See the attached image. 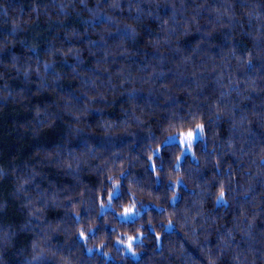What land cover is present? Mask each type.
<instances>
[{"label": "trees", "instance_id": "16d2710c", "mask_svg": "<svg viewBox=\"0 0 264 264\" xmlns=\"http://www.w3.org/2000/svg\"><path fill=\"white\" fill-rule=\"evenodd\" d=\"M51 3L52 0H0V43L5 45L0 53V73H4L0 87L7 86L23 95L16 102L9 97L0 104V166L9 173L0 181V204L6 205L0 212V228H11L17 233L6 253L8 264H18L23 258L18 249L30 250L33 242H42L46 237L54 255L40 264H240V253H248L246 231L264 242V24L255 20L249 23L245 16L248 0H186L187 12L177 13L176 23L171 19L172 5L161 4L155 9L160 19L143 20L134 44L117 29L101 40L97 33L106 21L85 24L89 19L86 12L81 16L71 12L58 16L49 8ZM256 3L264 4V0ZM196 8L200 14L193 21ZM225 9L235 14L231 25L227 17L217 19V13ZM123 19L131 22L127 13ZM178 24L183 27L178 28ZM14 28L18 30L14 32ZM168 28L179 33L171 37V47L178 52L168 45L153 44L168 38ZM185 28L190 29L187 34ZM73 29L87 31L89 36L70 37ZM91 42L100 48L107 44L114 51L123 45L135 53V63L120 55L108 56L106 60L102 52L93 55L95 48ZM71 49L80 50L82 64L69 54ZM11 54L18 56L21 64L27 61L33 67L37 61L54 60L56 70L64 76L60 87L41 92L34 75L30 82H25L23 76L11 70ZM159 57L167 58L158 69L164 78L155 82L173 89L183 107L181 116L187 117L189 93H194L201 113L198 125L204 128L203 138L193 144V153L185 154L178 166L176 161L183 146L179 142H158L159 125L169 124L164 121L168 112L157 104H152L156 111L146 117L144 129H133L135 136L119 130L116 136L103 135V129L98 127L101 119L114 120L118 125L127 119L121 111L129 107L126 94L117 96L112 89L106 90L111 94L107 102L96 104L86 116L78 120L76 116L62 114L38 136L34 134L37 107L54 105L58 97L64 96L77 107L86 103L80 91L81 81L67 65L77 68L85 77L107 80L115 79L128 65L133 73H150ZM73 93L81 98L76 99ZM140 95L149 94L144 90ZM136 103L143 106L145 101ZM96 108L102 113L94 114ZM78 125L84 129L83 137H94L89 141L93 150L106 152L96 146L115 141L117 147L113 151L122 154L114 157L116 165L123 163L125 157L136 164L130 165L125 175L142 181L140 187L153 197L136 205L135 208H142L137 217H119V205L127 204L131 195L127 181L122 177L121 188L110 192L111 181L102 173L91 171L99 160L82 166L79 180L58 167L57 152H61V159H68L61 144L74 147L77 154L85 151L82 146L75 147L83 138L72 131ZM149 127L155 139L148 136ZM188 130L193 129L175 127L171 134ZM152 145L158 151L154 152ZM45 153L51 154V160L45 159ZM33 172L38 174L35 179ZM178 174L183 175L181 183L169 179V175ZM18 183L23 184L20 193L16 192ZM222 184L225 200L219 201L215 197ZM37 188L44 191V199L48 200L59 192L62 206L55 207L51 202L45 206ZM172 191L177 193L175 202L169 199ZM155 197H160L158 203ZM82 199L87 203L82 204ZM109 199L111 203H107ZM102 204L108 207L103 210ZM74 207L78 214L72 211ZM170 213L176 219L167 228L162 220ZM88 227L91 231H87ZM137 230L143 235L142 240L134 243V256L119 242L134 236Z\"/></svg>", "mask_w": 264, "mask_h": 264}, {"label": "clouds", "instance_id": "9594fccd", "mask_svg": "<svg viewBox=\"0 0 264 264\" xmlns=\"http://www.w3.org/2000/svg\"><path fill=\"white\" fill-rule=\"evenodd\" d=\"M92 3H94V7L90 6ZM124 4L127 5L126 8L123 7ZM161 4L172 5L173 15L171 19L173 23H176L177 13L187 12V8L185 7L186 0H52L49 8L55 10L58 16H67L70 12L75 13L77 16H81L83 12H86L89 14V19L84 21L85 24L91 26L93 25L94 21L107 22L103 30L97 33L101 40L105 39L106 33L113 29H117L119 30L121 36L127 37L129 41L133 42L134 44L137 37L140 35L138 25L141 24L143 20L148 18H153L156 20L160 19L159 13L156 12L155 9L159 8ZM177 4L179 7H177ZM145 6H147V10ZM193 12L194 15L192 16V20L195 21L196 17L200 14V9L196 8L193 10ZM124 13H127L128 17L131 18V22H126L123 19ZM47 14L48 13L46 12L45 15ZM245 16L247 17L249 23H252V21L255 20L260 24H264V4L258 5L256 0H248V8L245 11ZM222 17H227L230 25L231 22L235 20V14L229 12L227 9L217 13L218 20ZM49 19H51V16H49ZM185 23L187 24V17L185 18ZM107 25H111L112 27L109 28ZM177 27L179 28L183 26L178 24ZM17 30V28L13 29L14 32ZM188 31H190V29L185 28L184 34H187ZM93 32H96L94 27ZM173 35L179 36V33L174 29L168 28V38H166L164 41H154V46H160L161 44H164L171 47L174 44V41L171 39ZM69 36L79 39L81 36H89V33L87 31L80 33L78 30L73 29ZM91 43L92 47L95 48V51L91 52L93 55H95L96 52H102L105 60L108 56L120 55L128 60H131L132 63H135V61L132 60V58L135 56V53L129 52V50L126 47H123V45L114 51L107 44L103 48H100L96 46L94 42ZM4 48L5 45L0 43V53L4 51ZM171 50L173 52H178V49L175 47H171ZM69 54L74 56L78 63H83V61L80 59L79 49H71L69 50ZM166 59V57H159L156 67L152 68V71L145 75L133 73L130 70L131 65H128L116 75L115 79L109 77L107 80H104L98 76L85 77V75L81 74L77 68L67 65L68 67H72L74 75L80 79L82 85L80 91L82 93V98L86 101V103H84L83 107H77L72 103L71 100H69L67 96H64L58 97V100L54 105H48L44 108L37 107L35 109L36 115L34 134L38 136L40 131H42L46 126H51L56 119L61 118L62 114L76 116L78 120L79 118L86 116L93 110L94 107H96V104L107 102V99L111 94H109L106 90L112 89V92L117 96L126 94V100L129 107L121 109L124 116L127 117V119H125L122 124L118 125L114 120L107 119H101L99 121L98 127L103 129V135L105 137L116 136L118 134V130L127 133L129 136H135L136 132L133 131V129H144L146 117L154 114L156 111V109L151 107L152 104H157L158 108L168 112V115L164 116V121L168 122L169 124L168 127H164L163 124L159 125L161 129V135L158 142L160 144L167 142L172 128L181 126L192 127L193 131L197 133L196 139H202L204 128L197 130L198 122L201 120V113L199 111L198 102L193 98L194 93H189L190 103L187 109V117L181 116L180 113L183 111V107L181 106L180 101L176 99L173 89H171L168 85H158L155 82L158 79L164 78V73L162 71H158V69L166 61ZM11 60V70H14L17 76H23L25 82H30L33 75L37 77L41 92L60 87L59 81L64 79L63 74L58 72L55 68L56 62L51 58L44 61L43 63L37 61L35 67H33L32 64L27 61L21 64L20 58L15 54H11ZM142 63L147 64L148 61H142ZM2 64L3 61L0 59V65ZM149 67H151V65H149ZM104 71H107V69H104ZM146 71L147 70L145 69H141V72ZM3 79L4 73H0V80ZM138 84L140 85L139 88H137ZM145 86L147 87L145 88ZM144 90L148 92V97H143L140 95V93ZM61 91H63L62 88ZM72 95L73 97H76V99L81 98L77 97L75 93ZM9 97L12 98L13 102H16L17 97L23 99L22 94L14 93L13 90L7 88V86L0 87V104L4 103ZM153 97H156V99H153ZM137 100L145 101L144 105H138L136 103ZM93 101L96 103L94 104ZM53 109H58V111H53ZM101 113L102 110L96 108V112L94 114ZM176 121H180V123H176ZM88 127H90V125ZM72 131L75 134L83 137L84 129L79 125L74 127ZM147 134L149 137L155 139L154 132L150 127L147 128ZM91 139H94V137H83L80 141V145L75 146H82L85 149V151L79 154L75 152L74 147L61 144L60 149L68 157V159H61V152H57L56 157L59 160L58 167L66 169L67 174L72 175L74 179L79 180V174L83 170L82 166H88L90 161L99 160L100 163L91 168V171L100 172L111 181L110 185L108 186L110 192H116L121 188L120 181L123 177L127 181V187L131 195L127 204L121 202L119 205L121 215L126 214L125 209H128V213L131 212L144 198H153L150 192L140 187V185L143 183L142 181L137 180L136 177L131 174L125 175L127 173L128 167L130 165L132 167H136V164L131 163V161L125 157L123 163L116 165L114 157L120 156L122 154L113 151V149L117 147L115 141H112L111 143L100 142L96 147L106 149V152H101L98 150H93L94 146L89 143ZM37 146L39 147V145ZM151 147L154 152L158 151L156 145H152ZM51 158V154L45 153V159L51 160ZM178 165L179 161L177 160L176 166ZM7 175H9V173L5 171L3 166H0V181H3ZM37 175V173L33 172L32 178L35 179ZM169 179H172L177 184H179L183 180V175H169ZM27 182L28 181H25V183ZM229 183H231V181H229ZM197 187H200V185H197ZM22 190L23 184L18 183L16 192L20 193ZM37 190L40 193V199L45 203V206H47L49 202H51L55 207L62 206L59 199V192L54 193L50 200H48L44 199L46 194L42 189L37 188ZM222 192L224 193L223 184L221 185L219 194L215 197L219 201L225 200V196L221 197ZM154 199L158 203L160 197H155ZM169 199L175 202L177 199V193L172 191ZM35 203L36 201H33L31 204L33 214H35ZM81 203L86 204L87 200L82 199ZM107 203H111V200L109 199ZM200 203L202 204L203 201H200ZM101 206L105 205L102 204ZM5 207V204H0V212H3ZM72 211H76L78 214V208L74 207ZM175 219V214L170 213L168 216L163 218L162 223L171 225ZM149 223H152V221L149 220ZM177 223H180V221L177 220ZM181 227H183V224H181ZM77 231H79V229H77ZM87 231H91V227H88ZM15 235H17L16 231L11 228H9L7 231H5L3 228H0V264H8L6 253L7 250L13 246L12 240ZM135 235H140L138 230ZM230 236L231 233H229V237ZM245 236L248 237V253H240V264H264V242H262V239L253 238L250 232L247 231L245 232ZM133 238H135V236ZM47 245L48 240L46 237L42 242H33L30 250L18 249L17 251L19 255L23 257L20 261H18V264H40V262L46 257L54 255V253L51 251V248ZM25 252H27V255H25Z\"/></svg>", "mask_w": 264, "mask_h": 264}, {"label": "rangeland", "instance_id": "374dc122", "mask_svg": "<svg viewBox=\"0 0 264 264\" xmlns=\"http://www.w3.org/2000/svg\"><path fill=\"white\" fill-rule=\"evenodd\" d=\"M202 125V124H199ZM203 126V125H202ZM198 130V128H197ZM189 132H193L195 133L193 130H188V131H182L180 133H174L171 134L169 136V138L167 139V142H179L182 146H183V153L181 154L180 158H179V162L180 160L184 157L185 154H192L193 153V144L196 140V136L194 135L191 141V145L190 147L188 146L187 143H185V135ZM204 136V134H203ZM108 207L107 204H105V206L103 207V210L106 209ZM142 212V208H134L131 212L125 214V215H121V211L119 212V217L122 220H130L133 219L135 217H137L140 213ZM172 225H167V228H171ZM142 233H140V235L135 236L134 239H132L134 236H130L127 240L124 241H120L119 242V246H121L126 252L132 253L134 256H136L135 250H134V243L142 240ZM131 245V246H129Z\"/></svg>", "mask_w": 264, "mask_h": 264}, {"label": "snow or ice", "instance_id": "6c2138e0", "mask_svg": "<svg viewBox=\"0 0 264 264\" xmlns=\"http://www.w3.org/2000/svg\"><path fill=\"white\" fill-rule=\"evenodd\" d=\"M197 128H198V129H202L203 126H202V125H197ZM194 135L196 136L197 133L189 132V133H187V134L185 135L184 140H185V143H187L189 147H190V145H191V141H192V138H193ZM223 196H224V193L222 192V193H221V197H223ZM113 198H114V197H113ZM125 212H126V214H127V213H128V209H125ZM83 235H84V234L81 233V236H83ZM132 239H134V238H132ZM129 246H131V245H129Z\"/></svg>", "mask_w": 264, "mask_h": 264}]
</instances>
